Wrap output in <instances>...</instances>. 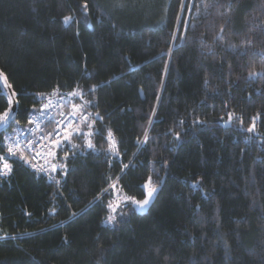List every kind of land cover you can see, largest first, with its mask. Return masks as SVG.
<instances>
[{
	"label": "trees",
	"instance_id": "1",
	"mask_svg": "<svg viewBox=\"0 0 264 264\" xmlns=\"http://www.w3.org/2000/svg\"><path fill=\"white\" fill-rule=\"evenodd\" d=\"M150 1L0 0V69L19 100L0 146L37 93L77 86L102 133L94 149L53 144L52 178L9 160L0 264H264V0ZM149 176L162 187L139 214L129 198Z\"/></svg>",
	"mask_w": 264,
	"mask_h": 264
},
{
	"label": "snow or ice",
	"instance_id": "2",
	"mask_svg": "<svg viewBox=\"0 0 264 264\" xmlns=\"http://www.w3.org/2000/svg\"><path fill=\"white\" fill-rule=\"evenodd\" d=\"M184 6L185 5H182V8ZM84 8L87 9L86 0L84 3ZM72 19L73 18L70 16L63 17L65 25L71 23ZM180 23L184 24L185 28H187L189 22L186 20L178 19V24ZM223 30V28L220 29L221 32H223ZM218 38L222 39V37ZM173 39H176V37L173 36ZM256 75L258 74L255 72L249 73V77H254ZM205 83H207V81H205ZM5 89L11 90L12 85L9 83L8 77L5 74L4 70L0 69V96H4L7 104L10 106L8 109L0 112V129L3 130L7 129L10 122H16V113L12 111L11 106H18L19 104V100L14 99L15 97H17V93L14 90L5 92ZM91 91H95V86L92 87ZM36 96L38 100L43 101L44 99H47L48 102H42L39 109L35 108V104L33 105L32 111L28 113V124L34 125V128H30L28 129V131L33 134L42 132L41 123L45 120H47L49 123L54 122L55 128L51 132H47V134L34 135V138L32 139L24 136L21 130H17L14 137H5L4 144L0 146L6 147V154H0V177L7 176L13 170L12 164L9 163V157L18 158L24 161V163L29 164L31 161L29 157L25 155V150L30 153H35V147L42 141L51 140V142L55 144L57 148H61V145L63 143H69L71 144L72 148L75 149L78 148L79 145L72 143V140L83 135V137L85 138L86 147L89 149H94L95 144L93 143V138L96 135L102 134L99 129H94L96 120L93 118L92 113L87 112V114H85V110L88 105L91 104V101L85 99L84 92L83 90L79 89V86H77V88H74L66 95H61L59 93V89H54L50 95L45 93H37ZM52 97H58V100L53 101ZM75 97H78L79 100L82 101V103L73 102V98ZM64 103L69 104L70 111H59V118H57V116L53 115L52 113L54 110L62 108ZM153 114H155V111H153ZM96 117H98L100 120H103V117H101L99 113H96ZM232 118L233 114L229 113V123L231 122ZM240 122L241 124H243L242 118ZM83 126H86L89 131L84 132ZM255 127V118H253L252 123L248 127L247 131L251 133L254 131ZM113 137L114 133L111 130H108L107 139L109 142V151H112L113 147L117 143ZM177 138H179L178 135ZM147 140L148 134L147 131H145L144 140L142 141V143H146ZM38 154L39 153H35V155ZM35 155H33V159L35 158ZM33 167L35 166L33 165ZM124 167L127 168L128 165H124ZM53 171H55V166H53ZM193 187H198V185H193ZM114 188L115 186L113 185V191ZM144 189L145 192L143 199L137 200L134 197L129 198V200H131L139 210H144L152 202L158 192V186L152 183L151 176H149L147 182L145 183ZM103 191L108 192L109 189H104ZM117 207H119V205H117ZM108 208L110 209V214L107 216L106 222L112 223L116 220V215H113L111 213H115L116 208H114L111 203L108 204Z\"/></svg>",
	"mask_w": 264,
	"mask_h": 264
},
{
	"label": "built area",
	"instance_id": "3",
	"mask_svg": "<svg viewBox=\"0 0 264 264\" xmlns=\"http://www.w3.org/2000/svg\"><path fill=\"white\" fill-rule=\"evenodd\" d=\"M61 95H65V94H61ZM52 100L57 101L58 97H52ZM42 102L47 103L48 101L45 99L43 101H40V106H41ZM67 104L68 103H64L62 108L54 110L52 114L56 115L57 118H59V116H58L59 111H64V112L70 111L69 109L66 108ZM92 115H94V114L92 113ZM28 119H29V116L27 118V122H28ZM30 128H34V125L28 124L27 128L21 129V131L23 132L24 136H27L28 138L32 139V138H34V135L47 134V132H51L55 128V123L54 122L49 123L47 120L43 121L41 123L42 132H37L35 134L28 131V129H30ZM52 145H53V143L51 142V140H45V141L40 142L35 147V153H39L38 155H35V153H30L27 150H25V155L28 156L30 161H31L29 164H26V166L29 167L30 169L34 170L35 172H37L40 175H45V176H48L49 178H52V174L50 172L52 169H51V165L49 164V161H48V155H49V151H50ZM33 155H35L34 159L32 158ZM12 158L13 157H9L8 159L10 160ZM33 165L35 167H33Z\"/></svg>",
	"mask_w": 264,
	"mask_h": 264
},
{
	"label": "water",
	"instance_id": "4",
	"mask_svg": "<svg viewBox=\"0 0 264 264\" xmlns=\"http://www.w3.org/2000/svg\"><path fill=\"white\" fill-rule=\"evenodd\" d=\"M11 90H12V89H11ZM11 90L5 89L6 92H10ZM14 99H16V97H15ZM17 107H18V106H16V105L11 106L12 111H14V112L16 113V112H17ZM11 123H12V122H10V124H11ZM10 124H9V125H10ZM2 131H3V129H0V132H2ZM162 183H163V182H162ZM161 187H162V185L158 186V192H157V194L155 195V197H154V199L152 200V202H151V203H150V204H149L144 210H139L138 207L134 204V207H135V210L137 211V213H139V214H145V213L148 212V210L150 209V207H151L152 204L154 203V201H155V199H156V197H157L159 191L161 190ZM8 238H10V237H1L0 240H4V239H8Z\"/></svg>",
	"mask_w": 264,
	"mask_h": 264
},
{
	"label": "rangeland",
	"instance_id": "5",
	"mask_svg": "<svg viewBox=\"0 0 264 264\" xmlns=\"http://www.w3.org/2000/svg\"><path fill=\"white\" fill-rule=\"evenodd\" d=\"M107 1H111V0H107ZM130 1H132V0H130ZM156 1H161V0H156ZM151 3L153 2V0H151L150 1ZM113 5H114V7H116V9L118 8V7H124V6H126V5H128V0H115V2H113L112 3ZM146 4V3H145ZM74 99L75 98H73V102H74ZM45 100H47V99H45ZM48 101V100H47ZM41 106H39L37 109H39ZM67 109H69L70 110V106H69V104H67V107H66ZM88 112H91L92 113V111H88ZM85 114H87V112H85ZM27 128V127H26ZM16 132L17 131H13L11 134H10V136H15L16 135ZM55 145V144H54ZM53 151V148H52V150H51V152ZM50 152V153H51ZM105 223H107L106 221H105ZM107 224H112V223H107ZM1 238V237H0Z\"/></svg>",
	"mask_w": 264,
	"mask_h": 264
}]
</instances>
